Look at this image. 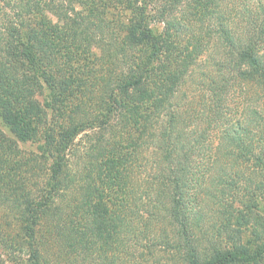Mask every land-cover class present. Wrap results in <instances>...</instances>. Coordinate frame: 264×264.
<instances>
[{
  "label": "trees",
  "instance_id": "obj_1",
  "mask_svg": "<svg viewBox=\"0 0 264 264\" xmlns=\"http://www.w3.org/2000/svg\"><path fill=\"white\" fill-rule=\"evenodd\" d=\"M152 2L0 0V264H264V0Z\"/></svg>",
  "mask_w": 264,
  "mask_h": 264
},
{
  "label": "rangeland",
  "instance_id": "obj_2",
  "mask_svg": "<svg viewBox=\"0 0 264 264\" xmlns=\"http://www.w3.org/2000/svg\"><path fill=\"white\" fill-rule=\"evenodd\" d=\"M173 11V0H153L151 4V14H152V26L156 30H160L164 20L170 15ZM0 127L4 130L5 127L0 125ZM6 130V129H5ZM7 131V130H6ZM8 133V131H7ZM82 133L76 138L75 142L77 145L81 147L84 145L85 141L90 135V132ZM20 147L23 149L34 148V146H29V143H19Z\"/></svg>",
  "mask_w": 264,
  "mask_h": 264
}]
</instances>
